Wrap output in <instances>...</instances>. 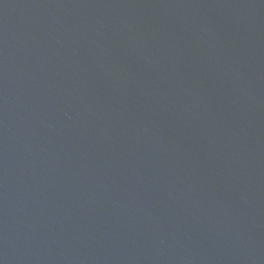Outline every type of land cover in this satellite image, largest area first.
I'll use <instances>...</instances> for the list:
<instances>
[{
	"label": "water",
	"instance_id": "95a60500",
	"mask_svg": "<svg viewBox=\"0 0 264 264\" xmlns=\"http://www.w3.org/2000/svg\"><path fill=\"white\" fill-rule=\"evenodd\" d=\"M0 264H264V0H0Z\"/></svg>",
	"mask_w": 264,
	"mask_h": 264
}]
</instances>
